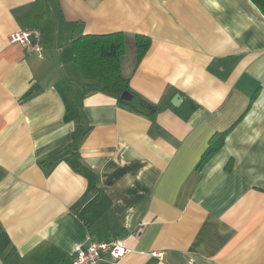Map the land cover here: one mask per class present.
Here are the masks:
<instances>
[{
    "label": "crops",
    "instance_id": "1",
    "mask_svg": "<svg viewBox=\"0 0 264 264\" xmlns=\"http://www.w3.org/2000/svg\"><path fill=\"white\" fill-rule=\"evenodd\" d=\"M32 30L42 58L9 40ZM119 32L152 41L140 64L136 50L123 61L132 90L160 108L152 117L85 93L73 41ZM0 228L10 238L0 264H70L77 246L117 239L128 254L101 264H264L261 10L0 0Z\"/></svg>",
    "mask_w": 264,
    "mask_h": 264
},
{
    "label": "trees",
    "instance_id": "2",
    "mask_svg": "<svg viewBox=\"0 0 264 264\" xmlns=\"http://www.w3.org/2000/svg\"><path fill=\"white\" fill-rule=\"evenodd\" d=\"M264 14V0H251ZM129 36L123 32L105 35H85L73 41L75 62L78 70L86 78L85 93H105L114 96L123 107L144 117L156 115L160 108L136 93L130 87V78L124 71V57L127 53ZM136 65L140 64L151 46V39L134 35ZM124 92L134 95L132 101H124ZM230 131V130H229ZM214 135L208 149L202 156L198 168L213 158L224 146L229 133ZM79 172V165H75ZM10 245L8 234L0 228V252Z\"/></svg>",
    "mask_w": 264,
    "mask_h": 264
},
{
    "label": "built area",
    "instance_id": "3",
    "mask_svg": "<svg viewBox=\"0 0 264 264\" xmlns=\"http://www.w3.org/2000/svg\"><path fill=\"white\" fill-rule=\"evenodd\" d=\"M9 40L13 44L29 47L31 51L43 57L42 33L40 30L13 33ZM124 240L117 239L111 242L91 241L87 248L77 246L70 264H101L105 255L113 261H119L128 254Z\"/></svg>",
    "mask_w": 264,
    "mask_h": 264
},
{
    "label": "rangeland",
    "instance_id": "4",
    "mask_svg": "<svg viewBox=\"0 0 264 264\" xmlns=\"http://www.w3.org/2000/svg\"><path fill=\"white\" fill-rule=\"evenodd\" d=\"M135 55V42L134 41H129L127 43V53L124 59V63L126 61H131L132 57Z\"/></svg>",
    "mask_w": 264,
    "mask_h": 264
},
{
    "label": "water",
    "instance_id": "5",
    "mask_svg": "<svg viewBox=\"0 0 264 264\" xmlns=\"http://www.w3.org/2000/svg\"><path fill=\"white\" fill-rule=\"evenodd\" d=\"M121 99L124 101H132L134 99V95H132L129 92H124L121 96ZM180 99V97H176L173 101L174 104H176V102Z\"/></svg>",
    "mask_w": 264,
    "mask_h": 264
}]
</instances>
